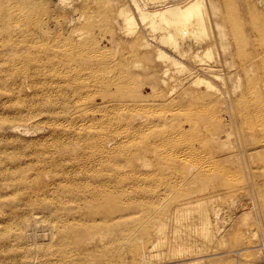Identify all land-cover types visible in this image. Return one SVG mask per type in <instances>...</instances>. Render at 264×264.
<instances>
[{
	"label": "rangeland",
	"instance_id": "1",
	"mask_svg": "<svg viewBox=\"0 0 264 264\" xmlns=\"http://www.w3.org/2000/svg\"><path fill=\"white\" fill-rule=\"evenodd\" d=\"M93 1L94 0H37L39 7L38 9H36L37 10L36 12H38L37 17L42 19L43 22L50 21L48 31L46 30L45 32H42V36H44L42 38V42L44 38H45L44 39L45 43L47 42L46 44L45 43L43 44L45 46H42L43 48L42 51L45 52V53L42 52V61L44 60L46 64L50 63L52 65L57 66L58 63L57 61L50 60L53 57L54 52L57 51L56 50L57 48L53 47L51 44L54 43L53 45L55 46V41L58 39L59 47L61 45L60 49L63 48L62 50H65V47L67 46L69 41H71L74 44L78 43V41H76V37L69 36L71 31L74 33L73 35H75L76 33L84 32L83 34L84 36H86L85 40L87 41L91 40L89 44L90 47L89 51L91 52V56H92L91 57L92 61L90 63L94 70L93 74L97 75L98 73V76L100 77L102 76L101 78H104L106 84L107 83L108 84L107 85L103 84L102 86L92 90V93H98V95L92 94L91 98H93V100L86 102L88 105L81 100H79V103L77 102L76 104H71V105L69 104L71 108L73 107L72 112L74 109V105L78 108L76 109L75 107L76 110L72 114L74 117L70 115L72 116V118L66 114H60V113L50 114L48 111H39L40 112L39 113L37 111L32 112L29 110L31 112L29 113L28 109H26L28 107H24L25 103L27 102H31V104L33 103L32 109L40 108V103L38 102L37 97H34V94H32L33 89H30L28 91L29 96L27 98H24L25 101L19 100L18 102L17 101L15 102L14 100L8 102L7 110L4 111V116L6 115L8 119V121L5 123V127L7 128V130L0 131V136H1L0 140L6 147L4 150L5 152L3 151L2 152L3 155L7 158L3 161V163H0V166H5V168H9L7 170L8 173H11V176H14L15 179H21L22 175L25 174L27 175L33 174L35 170L40 168H42V170L45 168H49L53 170L61 169L64 163L63 160L64 158L67 157L66 155H68L69 157L70 154H77L78 148L80 152L87 150L86 143L90 142L89 138L85 137V139L82 140L81 138L72 136L70 134L72 131L77 130L78 128L76 127L78 126L77 121H79L80 117L83 115L85 108L90 105L91 107H96V108L99 106L98 108L102 109L103 108L102 102L107 100H113V98L115 99V101L108 103L107 106L117 105L118 107L115 108V110H113V107H108L107 109L104 108L105 110L102 109L101 111H96L93 119L89 118V122L93 123L90 124L93 125L94 127L93 129L97 130V132H100L101 130L115 131L117 129L118 130L133 129V130H137L136 136L142 139L144 138V136H147V134L148 135L150 134L151 132L149 129L150 127L151 130H160L159 128L163 126L164 127L161 128V130L162 129L185 130V131L187 130V132L183 136V139L181 140L180 138L179 140V142L181 141L185 142L182 143L183 146L182 150L180 151V149H178L175 151L177 153L179 151V154L181 155L182 153L187 154L186 151L188 150V147L185 148L186 145H190L191 143L194 142L192 146L194 147L196 146L197 134L195 133L194 130H197V128L198 130L200 128H202V130H222L223 131L221 134L222 139H225L224 137H227L226 135L229 134L228 136L230 138L229 142L233 145L236 151L238 150L237 152L239 154V162L237 164H225L224 166L217 164L218 168L220 167V169L221 168L223 169L221 170L222 174L224 173L226 174L223 176L225 184L234 187L236 190L228 194L223 193L221 194L220 198L212 196L213 193L208 194L209 197L210 196L213 197L214 201H217L216 203L212 204V207H209L208 210L210 214L213 215V223L217 221L214 225L215 226L218 225L219 230H221L219 233L220 235L217 236L218 239L216 237L211 244L212 246L210 245L209 247L210 252L202 254V257H197L198 255H190L187 257L175 256L166 260L164 259V257L166 256V247H161L160 249L158 248L154 250H150L146 248L144 251H142V255H143L142 260L138 257L132 261L131 259L124 257V259H122L121 262L127 264H132L136 262H137L136 264H175V263L176 264H182V263L239 264L245 262L246 260L245 258L248 259L247 256H250L249 261L251 257L252 260L250 261V263H246V264L264 263V166H263L264 162L262 161L261 157L260 158L253 157L250 159L249 155L245 150L246 148H248V145L250 146V144H252V142H255V140L258 141L260 139H264L263 136L264 122L262 123V121H264V111H263L264 110V80H263L264 79V63H263L264 62V45H263L264 44V8L262 9V7H264V1L263 0H199L201 2L200 8L197 10V12L195 11L190 15L191 19L193 18L195 19L196 18L195 15L198 16V14L202 16L201 22L202 25H204V31L203 33L197 32L199 36L202 35L201 37H198V39L192 35V31L190 35V31H188L185 28L183 30L182 28L183 23L185 21L187 22V18H189V16L188 17L185 16L182 13V11L187 6H189L193 0H114V2L111 0H103V3H101V0H95L94 2ZM92 9L95 12L91 11ZM121 12L129 14L133 17L134 19L133 25L135 26V30L133 32H130L128 34L127 32H125V29L123 27V19L121 16L122 14ZM203 13L204 15H202ZM111 16H113V19ZM54 17H56L57 19ZM81 27L82 30H80ZM60 28H62V30ZM73 28L76 30L74 31ZM192 28L193 29L195 28V24L192 25ZM211 29L214 33L211 31ZM184 33L186 34V36ZM124 34L127 35L125 36ZM169 35L173 36V39L175 40V44H172V42L168 39ZM187 35H189V38ZM113 36L116 37L114 38ZM127 36L129 37L127 38ZM164 38H165V42H164ZM200 38L202 39V41ZM214 40L216 41L215 43ZM65 41L68 43H66ZM131 41H134L132 42L133 44L131 43ZM91 42L93 46L94 44H96L94 47L92 46L93 48H91L92 45ZM111 44L113 45V47ZM138 45L139 48L136 47ZM46 46L49 47L48 50H52V51H48V50L45 51ZM96 48L97 51H95ZM91 49L92 50L95 49V50L92 51ZM104 51L107 54H111V55H109L108 57V55L104 53ZM144 51L146 53H144ZM198 51L200 53H198ZM133 52H137L138 54ZM174 52L178 53L179 55L177 54L178 55L177 56ZM201 52L203 54H201ZM96 54L97 57L94 58L95 56L93 55ZM99 55H103V57H100ZM135 55L139 59H137ZM192 55L195 56L193 57ZM151 56L153 57V59L151 58ZM190 56L193 59L190 58ZM141 57L143 59H141ZM132 58L134 60H132ZM95 59L99 61H96ZM152 61L154 62V64H152ZM138 62L146 66L147 70L145 72H140L138 69L134 67L135 63ZM92 63H94V65ZM121 63L122 64L125 63V64L122 65ZM116 64L117 66H115ZM105 69L108 71H106ZM164 70L167 71L165 74H164ZM119 73L120 75H122L123 73L124 74L119 78L120 76ZM136 73H138V75H136ZM151 73L157 75L153 76L152 78ZM105 74L107 75L105 76ZM116 75H118V77ZM145 75L147 76V78H145L146 77ZM125 76L128 79H130L129 81L132 80V82L127 81V78ZM157 76H159V78H157ZM133 77L137 79L135 80ZM154 77L157 78L158 81L155 80ZM248 77L250 78V80L248 79ZM260 78L263 79L260 80ZM32 79L34 80L33 77L29 78L28 83L33 81ZM196 79L197 80L201 79L203 81L205 80V82L198 84ZM95 80L98 81V78ZM110 82L112 83L110 84ZM44 83L46 82L44 79H42V85ZM124 83H126L125 85L126 90L125 87H122L124 86ZM136 83L138 84V86ZM206 83H209V86L210 85L213 86L208 87ZM9 85H10L9 82L0 83V92L3 93L8 91L11 88ZM137 87L139 88L137 89ZM191 87L193 90L191 89ZM130 90L132 91L129 92ZM188 90H190V92ZM195 91L196 94L201 91L202 94L205 95L201 96V92H200L199 93L200 95L197 94L198 95L197 97L196 94H193ZM255 91L257 92L256 93L257 95H255ZM123 92H127L128 94ZM163 92H165V94ZM169 92H172V94H169ZM207 92L208 94L211 95H207ZM116 93L118 94L116 95ZM139 94L141 97L139 96ZM162 94L165 95L163 99L162 96L164 95ZM108 97H112V98L107 99ZM203 97L204 99H202ZM130 99L131 101H129ZM135 99L138 101H136ZM127 102H128L127 105H122V104H126ZM171 102L174 103L172 104ZM129 103L131 105H129ZM135 103L137 105L138 103H143V104H140L137 107V105H134ZM150 105L153 106V108H151ZM125 106H127L128 109ZM121 107H124L122 109V112H121ZM139 107L140 108L143 107L141 108L143 110L141 111ZM163 108H165V110H163ZM136 109L138 111L134 112V110ZM147 109L148 110L150 109L149 110L150 112L152 111L151 114L156 113V111L158 112L159 109H161L159 110L160 112L162 110L163 112L162 113L158 112L159 114L156 113L155 114L156 117H155L154 115H148L147 113L149 111ZM152 109H154V112ZM97 112H101L102 114ZM103 112L105 115H103ZM164 113L167 115V116L164 115L165 119L162 117ZM31 114H33L32 115L33 117L31 116ZM59 114H60V118H59L60 120L58 119L59 116L57 117V115ZM48 115H53V117ZM157 115H159V119H157L158 118ZM134 116L143 117L142 122L140 121L139 124H132L131 120L132 117ZM150 116L152 117L150 118ZM202 117H206L207 121L205 123L201 121ZM31 118L33 120H31ZM144 120L145 121L147 120L148 122L150 121L149 123L151 126H149L148 122L147 121L145 122ZM192 120L194 122L193 124L197 123L196 125H194L195 127L192 125V122H189ZM198 120H200V122ZM18 121L22 122V124L18 123ZM63 121H64L63 123L64 125L63 124L61 125ZM119 121L120 123L122 122V124H120ZM164 121L166 122L164 123ZM151 122H154V124L153 123L151 124ZM155 122L158 125H156ZM142 123L144 127L142 125L140 126V124ZM145 125L149 127L144 129L146 127ZM152 125L154 126L156 125V127H153ZM139 129H140V133H138ZM231 130L233 132L232 135L230 133ZM235 131L236 133L237 131H240L241 134L239 132L237 133L238 136H235L236 135ZM248 132H252L251 135L254 134L252 136L253 137L256 136V138L254 137L255 139L253 138L254 140H251V138L248 135ZM141 134H143V136H141ZM191 134L192 136L189 138L188 135ZM185 136H188L186 137L187 139L185 138ZM236 141L239 143L238 146ZM197 147L199 146H196V148ZM202 149L205 150V148L203 147ZM51 150L54 152H52ZM203 150H201L200 147L199 149L197 148L194 151L189 149V151H192V153L194 152V155L196 156L195 157L192 154L193 157L195 158L192 159V162L195 165L197 164V166L204 165L206 162H207L206 164H211L212 162H214L212 161L213 159H210L211 155L209 156V154L207 155V153L205 155V151ZM206 150L208 149L206 148ZM183 151H185V153ZM240 152L242 153L240 154ZM51 154L52 155L54 154L55 156L53 155L52 158ZM57 155L59 156V158ZM201 156L205 158L201 159ZM56 157L58 159H56ZM199 160L206 162H200ZM59 161H61L62 163ZM194 161H198V163ZM210 161L212 162L208 163ZM257 161L260 162L257 163ZM212 164H214L213 166L216 165L215 162ZM0 172L2 173V171ZM236 182H238V184ZM241 183H244L243 186ZM240 184L242 187L240 186ZM243 190L247 192L243 193L244 192ZM5 192L7 191H4V193ZM146 193L147 192H143L142 193L143 196L139 194L140 196L138 195V197L140 199L144 197L147 200L152 199L154 201L155 199H157L159 200V201L156 200L157 203L162 201L160 200L162 197L157 198V194L155 195L150 191H148L149 195L148 193L146 195ZM244 195L247 196L245 197ZM202 196L204 195L201 194L200 197ZM42 197L43 196L38 197V200H36L35 198V201L33 200L34 201L33 202V201H29L28 198L27 199L24 198V196L23 197L20 196L19 194L10 196L9 202L12 203L11 205L12 206L19 205L20 206L19 208H21V210L18 212L17 210H15V212L10 211L11 209L3 210V212H5L4 214L6 215H2V216L4 217L6 216L7 218H10L9 221L10 223L8 222L7 225L6 222L0 223V250H1L0 264H38V263L43 264V261L46 260L59 262L61 257V252L63 250L66 249L74 250V247L72 248V246L69 247H65V246L63 247L62 245L60 246V243L58 242L59 233L57 228L55 227L56 225L59 224L57 222H59L61 219H66L67 216H69V214L73 212L70 209L71 207L69 206L70 207L69 208L66 206L63 209L62 208L60 209L58 205L59 202L57 200L55 201V199H53L54 200L53 201L51 197L50 198L49 197L42 198ZM229 202L233 205V208L230 206L231 204ZM29 203H31L32 205H30V207L27 205L26 207L25 204H29ZM223 203L225 204L229 203V204L225 205ZM45 205H47V207H45ZM35 207L36 208L39 207L38 211ZM222 207L224 210H222ZM41 208H44L46 212H44V209ZM54 208L55 211L51 210ZM234 208L235 210H233ZM40 209L41 211H39ZM216 209H218L219 211ZM236 210L237 212L238 211L239 212L236 213ZM142 211L139 210V217L140 216L142 217V215H146L148 213L149 216L153 215L151 209H148L146 207L144 208V210L142 209ZM214 212L215 213L219 212V215H221V217L223 215L224 218L223 217L219 218V215L218 217H216ZM224 212H226L227 214H225ZM23 213L29 214L28 217L30 218V220H26L27 217L25 218V215H23ZM73 213H75V216H79L78 212H73ZM230 213H232V215ZM30 214L32 216H30ZM60 214L62 218L60 217ZM21 219L22 220L24 219L25 222L27 221V224L24 221L22 222ZM197 223L198 222L195 221L191 225L194 226ZM169 225L170 226L167 229V234L169 233L168 235H171L172 222H170ZM170 239L169 241H171ZM220 242L222 244H218ZM33 248H35V250H33ZM46 248L49 249L46 250ZM45 252L47 254H45ZM162 252L163 254H161ZM157 254L160 256L157 257ZM21 255L23 258L21 257ZM150 255L152 256V258ZM109 258H110L109 262L111 263L117 262L116 258L113 257L111 258L109 256L105 260L107 264H109L108 262ZM93 263L98 264L99 262L92 261L91 259L90 261L89 260L86 261V263L84 264H93ZM60 264L63 263L61 262Z\"/></svg>",
	"mask_w": 264,
	"mask_h": 264
},
{
	"label": "bare ground",
	"instance_id": "2",
	"mask_svg": "<svg viewBox=\"0 0 264 264\" xmlns=\"http://www.w3.org/2000/svg\"><path fill=\"white\" fill-rule=\"evenodd\" d=\"M111 1L114 2V0H111ZM101 3H103V0H101ZM200 5H201V2L199 0H193L192 3L182 11V13L185 16H187V17L189 16V18H187V22L185 21L183 23V26H182L183 30L185 28L188 31H190V35H191V31H192V35L195 36V38H197V39H198V37L202 36L201 34H200L201 36H199L198 33H203V31H204V25H202V22H201L202 16L197 13L198 16L195 15L196 18L191 19L190 15L192 13H194L195 11L197 12V10L200 8ZM38 8L39 7H38L37 0H0V83L9 82V84H10L9 86L11 87L6 92H3V93L0 92V99H1V101H0V131L7 130V128L5 127V123L8 121V119H7L6 115L4 116V111H6L7 107H8L7 103L10 101H14V100H15V102L16 101L18 102L19 100L25 101L24 98H27L29 96L28 91L30 89H33L32 94H34V97H37V100L40 103V108L32 109L33 103L31 104V102H27L28 101L27 100L26 101L27 103H25L24 107H28V108H26V109H28V111L29 110L32 112L33 111H37V112L48 111L50 114L60 113V114H66V115L70 116L78 108L74 105V109L72 112L73 107L71 108V106H69V104L71 105V104H76L77 102L79 103V100H81L85 104H87L86 102L93 100V98H91L92 94L98 95V93H92V90L102 86L103 84H106L105 79L101 78L102 76L101 77L98 76V73H97V75L93 74L94 70H93V67L91 66V63H90L92 61L91 60L92 56H91V52L89 51L90 50L89 44H90L91 40L90 41L85 40L86 36H84V34H83L84 32L83 33H76L75 35H73L74 33L71 31L69 36L70 37H76V41H78V43L74 44L69 40H68L69 43L65 41L66 43H68L67 46L65 45L66 46L65 50H62L63 48L60 49L61 45L59 47L58 39L57 40L55 39L56 40L55 46L53 45L54 43L51 44L53 47L57 48L56 49L57 51L54 52L53 57L50 60L51 61H57L58 62L57 66L52 65L50 63L46 64L44 60L42 61V52H43L42 46H45V45H43L45 43V40H44L45 38L43 39V42H42V38L44 37V36H42V32H45L46 30L48 31L50 21H44L43 22L42 19L37 17L38 12H36L37 11L36 9H38ZM106 8H107V6H106ZM263 8L264 7H262V9ZM116 10H118V9H116ZM91 11H94V10L92 9ZM198 12H200V11H198ZM121 13H122L121 16L123 19V27L125 29V32H127V34L130 32H133L135 30V26L133 25V23H134L133 17L129 14H126L123 12H121ZM202 15H204V13ZM113 16H111L112 19H113ZM261 16H263V15H261ZM65 17H66V15H65ZM54 18H56V17H54ZM206 20H207V18H206ZM193 24H195L194 29L192 28ZM120 26H122V25H120ZM217 27H219V26H217ZM115 28H117V27H115ZM55 29H57V28H55ZM60 29L62 30V28H60ZM75 30L76 29H74V31ZM80 30H82V27ZM110 30H112V29H110ZM211 31H212V29H211ZM79 32H81V31H79ZM114 32H116V31H114ZM208 33H209V31H208ZM63 34H64V32H63ZM186 34H187V32H186ZM186 34H185V36H186ZM114 35H116V34H114ZM121 35H123V34H121ZM103 36H104V34H103ZM187 36L189 38V35H187ZM113 37L115 38L116 36H113ZM128 37L129 36H127V38ZM213 37H214V35H213ZM53 38H54V35H53ZM168 39L172 42V44H175V40L173 39L172 35H169ZM93 40H95V39H93ZM114 41H116V40H114ZM201 41H202V39H201ZM92 42H91V44H92ZM132 42H134V41H131V43ZM164 42H165V38H164ZM215 42L216 41L214 40V43ZM118 44H119V42H118ZM200 44H201V42H200ZM95 45L96 44H94V46ZM135 45H136V43H135ZM140 45H141V43H140ZM92 46H93V44L91 45V48L94 47V46L93 47ZM102 47H104V46H102ZM112 47H113V45H112ZM136 47L139 48V45ZM48 49H49V47L46 46L45 51H47ZM94 50H92V51H94ZM48 51H52V50H48ZM95 51H97V48ZM134 51H136V50H134ZM199 51H198V53H200ZM43 53H45V52H43ZM104 53H106V52L104 51ZM133 53H137V52H133ZM144 53H146V52L144 51ZM50 54H51V52H50ZM175 54L177 55L178 53H175ZM201 54H203V53L201 52ZM103 55H99V56L103 57ZM107 55L109 57V55H111V54H107ZM146 55H148V54H146ZM93 56H95L94 58H96L97 54L93 55ZM132 56H134V55H132ZM135 57H136V55H135ZM133 58H132V60H134ZM151 58L153 59L152 56H151ZM190 58H192V57L190 56ZM137 59H139V58H137ZM141 59H143V58L141 57ZM96 61H99V60H96ZM105 62H107V61H105ZM114 62H115V60H114ZM146 62H148V61H146ZM99 63H101V62H99ZM33 64H35V65H33ZM92 64L94 65V63H92ZM124 64H122V65H124ZM152 64H154L153 61H152ZM115 66H117V64ZM176 66H178V65H176ZM134 67L136 69H138L140 72H145L147 70L146 66L142 65L139 62L135 63ZM106 71H108V70H106ZM166 72L167 71L164 70V74ZM127 73H128V71H127ZM149 74H150V72H149ZM106 75L107 74H105V76ZM119 75H120V73H119ZM122 75H120L119 78ZM136 75H138V73H136ZM151 75L153 78V76H156L157 74L154 75L151 73ZM116 76L118 77V75H116ZM32 77L34 78V80L32 79L33 81L28 83L29 78H32ZM111 77H112V75H111ZM130 77H132V76H130ZM97 78H98V81L95 80ZM143 78H144V76H143ZM145 78H147V76ZM157 78H159V76H157ZM157 78L154 77V79L158 81ZM42 79H44L46 82L43 85H42ZM248 79L250 80L249 77H248ZM262 79L260 78V80H262ZM110 80H112V79H110ZM129 80L130 79L127 78V81H129ZM129 82H132V80ZM204 82H205V80L204 81L201 79L197 80L198 84L204 83ZM111 83L112 82H110V84ZM126 83H124V86H122V87H125V90H126V86H125ZM152 83H153V81H152ZM253 83H255V82H253ZM114 84H115V82H114ZM206 84L208 85V87L211 86V85L209 86V83H206ZM250 84H251V82H250ZM137 86H138V84H137ZM158 87H159V85H158ZM138 88L139 87H137V89ZM256 88H258V87H256ZM118 89H119V87H118ZM159 89H161V88H159ZM187 89H188V87H187ZM191 89H192V87H191ZM103 91H105V90H103ZM131 91L132 90H130L129 92H131ZM188 91L190 92V90H188ZM94 92H97V91H94ZM98 92H100V91H98ZM208 92H207V95H211V94H208ZM123 93L128 94L127 92H123ZM137 93H139V92H137ZM163 93L165 94V92H163ZM199 93H197V94H199ZM256 93L257 92L255 91V95H257ZM117 94L118 93H116V95ZM140 94H139V96H140ZM164 94H162V95H164ZM169 94H172V92H169ZM193 94H196V91ZM135 95H136V93H135ZM202 95L203 94L201 92V96ZM133 96H134V94H133ZM163 97H165V95L162 96V99H163ZM197 97H198V95H197ZM252 97H251V100H252ZM110 98H112V97H108L107 99H110ZM242 98H244V97H242ZM245 98H247V97H245ZM166 99H168V98H166ZM202 99H204V97ZM101 100H102V98H101ZM113 101H115L114 98H113V100H107V101L102 102V105H103L102 109L105 110L104 108L107 109L108 107H113V110H115V108L118 107L117 105L107 106L108 103L113 102ZM129 101H131V99ZM136 101H138V100H136ZM148 101H149V99H148ZM128 102L126 104H122V105H127ZM11 103H13V102H11ZM136 103L134 105H137ZM171 103L173 104L174 102H171ZM140 104H143V103H138V105H140ZM129 105H131V104L129 103ZM138 105H137V107H138ZM17 107H19V106H17ZM75 107H76V109H75ZM98 107L97 108L91 107L90 105L86 108L84 107L85 111H84L83 115L80 117L79 121H77L78 122V126H76V127H78L77 130L72 131L70 133L72 136H76L78 138H81L82 140L85 139V137L89 138L90 142L86 143L87 150L80 152L79 148H78L77 154H70L69 157H68V155L65 154L67 157L64 158L63 167L61 169L53 170V169L45 168L42 170V168H40V169L35 170V172L33 174H30V175L25 174V175H22L21 179H15L14 176H11V173H8L7 170L9 168H5V166H0V171H2V173L0 172V220H1L0 223L6 222V225H7L8 222L10 221V218H7L6 216L5 217L2 216V215H6V214H4L5 212H3V210H6V209L10 210L11 209L10 211H14V212H15V210H17V212L21 210V208H19L20 207L19 205H15V206L13 205L12 206L11 205L12 203L9 202L10 196L18 195V194L22 197L24 196V198H26V199L28 198L29 201H33V200L35 201V198H36V200H38V197H40V196H43L45 198L51 197L52 200L55 199V201L57 200L59 202L58 205H59L60 209L61 208L63 209L66 206L67 207L70 206L71 208L70 207L69 208L71 209V211L78 212L79 216H75V213L72 212L71 214H69V216H67L66 219H61L62 217L60 214L61 218H59V219H61V220L59 222L54 221V222L59 223L55 227L57 228L58 233H59L58 242L60 243V246L61 245L63 247L64 246L65 247L72 246V248L74 247V250H70V249L63 250L61 252V257H60L59 262H54L52 260H50V261L46 260V261H43V264H60L61 262L63 264H84V263H86V261H88V260L90 261L91 259H92V261H98L100 264H107L105 260L109 256L111 258L113 257V258L117 259V262L111 263V262H109L110 261V258H109V260H108L109 264H127V263L121 262V260L124 259V257L131 259L132 261L138 257L142 260V257H143L142 251H144L146 248H148L150 250H154V249H158V248L160 249L161 247H166V256L164 254V256H165L164 259H166V260L169 258L175 257V256L176 257L177 256H180V257L186 256L187 257L190 255H198L197 257H202V254L207 253V252L209 253L210 252V249H209L210 245L212 244L214 239L220 235L219 233L221 231V230H219L218 225L217 226L214 225L217 221L213 223V215H211L209 210H208L209 207H212V204L217 202V201L213 200L212 196L220 198L221 194H223V193L228 194V193L234 192L236 190L234 187L229 186L228 184H225L223 176L226 174L225 173L222 174L221 170H223V169L222 168L220 169V167L218 168V165L224 166L225 164H237L239 162V154L237 152L238 150L236 151L234 149L233 145L229 142V139H230L228 137L229 134L226 135L227 137H224L225 139H222V137H221V134L223 132L222 130H202V128H200L201 130L200 129L198 130V128H197V130H194L195 133L197 134L196 146H199L201 150H203L202 147L205 148V150H203V151H205V155H206V153H207V155L209 154V156L211 155L210 159H213L212 161L215 162V164H216L215 166H217V167L213 166L214 164H212V163H214V162H212V161L208 162V163L212 162L211 164H206L207 163L206 159H205L206 161H200L199 160L200 162H206L205 163L206 165L204 163H202L204 165L197 166V164L195 165L192 162V159L194 158L193 157L194 152L192 153V151H189V149L193 150V151L196 150L197 148L199 149V147L196 148V146L195 147L192 146L194 144V142L191 143L190 145L185 146V148L188 147V150L186 151L187 154L185 153V151H183L185 154H183V153L182 154L186 155V156H183L182 154L180 155L179 151H178V153L175 152L178 149H180V151L182 150V147H183L182 143L184 141L179 142V140H180V138H181V140L183 139V136L187 132V130L186 131L185 130H163V129L161 130V128H163L164 126L159 128L160 130H151V127H150L149 128L151 131L150 134L149 135L147 134V136H144V138H142V139L138 138L136 136L137 130H133V129L132 130H130V129L129 130H123L121 128L122 130H118V129L115 131H110V130L102 131L101 130L100 132H97V130L93 129L94 128L92 125L93 123L89 122V118L93 119L96 111L102 110V109H99ZM125 107L127 108V106H125ZM123 108L124 107H121V112H122ZM141 108H143V107H141ZM151 108H153V106H151ZM26 109H24V110H26ZM161 109H159V110H161ZM129 110H130V108H129ZM142 110L143 109H141V111ZM152 110L154 112V109H152ZM159 110H158V112L162 113L163 110H165V108H163V110L161 112ZM254 110H257V109H254ZM30 111H29V113H31ZM135 111H138V110L136 109V110H134V112ZM148 111H146V112H148ZM230 111H231V109H230ZM130 112H132V111H130ZM149 112L147 113L148 115H154V116L156 113H158L157 111L154 114H151L152 111L150 113ZM25 113H27V112H25ZM97 113H101V112H97ZM165 113L163 115L162 114H160V115H162V117L164 118V115H166ZM60 114L57 115V117L59 116L58 119L60 118ZM147 114H144V115H147ZM32 115L33 114H31V116ZM103 115H105L104 112H103ZM140 115H141V113H140ZM48 116L53 117V115H48ZM72 116H70V117L72 118ZM157 116H158L157 119H159V115H157ZM151 117L152 116H150V118ZM39 118H41V117H39ZM142 118L143 117H141V116H134V117H132L131 122H132V124H139L140 121L142 122ZM31 120H33V119L31 118ZM10 121H11V119H10ZM98 121H95V122H98ZM128 121H130V120H128ZM150 121H151V119H150ZM198 121L200 122V120H198ZM201 121L203 123H205L207 121L206 117H202ZM43 122H45V121H43ZM149 122H148V125L151 126ZM156 122H155V124H156ZM165 122L166 121H164V123ZM189 122H192L193 126L197 124V123L193 124L195 122V119H194V122H193V120L189 121ZM263 122L264 121H262V123ZM18 123L22 124V122H19V121H18ZM63 123H64V121L61 123V125ZM90 123H92V124H90ZM119 123H120V121H119ZM152 123L154 124V122H151V124ZM120 124H122V122ZM34 125H36V124H34ZM141 125L144 127L143 123L140 124V126ZM156 125H158V124H156ZM156 125L155 126L152 125V126L156 127ZM163 125H166V124H163ZM199 125H200V123H199ZM263 125H264V123H263ZM68 126H70V125H68ZM145 126L146 127L144 129L149 127L147 125H145ZM72 128H74V127H72ZM157 128H155V129H157ZM60 129H61V127H60ZM91 131H93V132H91ZM138 131H139L138 133H140V129ZM191 131H193V130H191ZM240 131H237V133H239ZM146 133H144V134H146ZM230 133L232 135V133H233L232 130L230 131ZM237 133L235 131V134H236L235 136H238ZM251 133L252 132H248V135L251 138V140H254L256 138V136H254L255 137L254 138L252 136L254 134L251 135ZM262 133H263V131H262ZM187 134H190V133H187ZM192 134L188 135L189 138L192 136ZM240 134H241V132H240ZM88 136H91V137H88ZM141 136H143V134H141ZM188 136H185V138ZM0 138H1V136H0ZM189 138H188V140H189ZM82 143H85V142H82ZM236 143L238 146L239 143L237 141H236ZM5 148H6L5 145L0 140V163H3V161L7 158L3 155V152H5L4 151ZM206 148L208 150H206ZM33 149H34V147H33ZM245 150H246L247 154L249 155L250 159L253 157H257V158L261 157L262 161L264 162V139H260L258 141L255 140V142H252V144H250V146L248 145V148H246ZM240 151H242V150H240ZM52 152H54V151H52ZM241 153L242 152H240V154ZM53 155H52V158H53ZM60 155H62V154H60ZM242 156H243V154H242ZM242 156H240V157H242ZM58 158H59V156H58ZM58 158L56 157V159H58ZM203 158H205V157L201 156V159H203ZM59 162H61V161H59ZM194 162L198 163V161H194ZM259 162L260 161H257V163H259ZM261 165H262V162H261ZM236 183L238 184V182H236ZM241 184L243 186L244 183H241ZM241 184H240V186H241ZM250 185H251V183H250ZM244 187H246V186H244ZM4 191H7V192L4 193ZM148 191H150L151 193H154L155 195L157 194V198L162 197L160 199L162 201L157 203V201H159L157 199H155V201H154L152 199L147 200L144 197H142L141 199L138 197L139 194L142 195L143 192L148 193ZM245 192H247V191H244L243 193H245ZM147 193H146V195H147ZM209 193H213V195L209 197L208 196ZM201 194H203L204 196L200 197ZM148 195H149V193H148ZM247 195H249V194H247ZM247 195H244V196L246 197ZM42 198H40V199H42ZM45 202H47V201H45ZM223 204H225V203H223ZM228 204H225V205H228ZM25 205H26V207H27V205L30 207V205H32V204L29 203V204H25ZM230 206L233 208L232 204ZM45 207H47V205H45ZM145 207L148 209H151V211L153 212V215L149 216L148 215L149 213H148L146 215H142V217L140 216L141 217L140 218L139 217V210L142 211V209L144 210ZM22 208H23V206H22ZM38 208H36L37 211H38ZM41 209H44V208H41ZM41 209L39 211H41ZM51 210L55 211V208L51 209ZM216 210H218V209H216ZM222 210H224L223 207H222ZM233 210H235V208ZM44 212H46L45 209H44ZM66 212H68V211H66ZM226 212H224V213L227 214ZM238 212L236 210V213H238ZM10 213H13V212H10ZM216 213L214 212L215 216L218 217L219 212H216ZM220 214H222V213H220ZM230 214L232 215V213H230ZM23 215H25V218L27 217L26 220H30V218L28 217L29 214L23 213ZM233 215H234V213H233ZM30 216H32V215L30 214ZM33 216H35V215H33ZM220 217H221V215H219V218ZM222 217H223V215H222ZM36 218H37V216H36ZM31 220H33V219H31ZM23 221L25 222L24 219L22 220V222ZM195 221H197L198 223L196 225L192 226L191 224L194 223ZM44 222H45V220H44ZM170 222H172V231H171V235H168L169 233L167 234V229L170 226L169 225ZM25 223L27 224V221ZM25 223H24V225H25ZM12 230H14V229H12ZM170 237H171V239H170ZM51 238H52V236H51ZM169 239L171 241H169ZM217 239H218V237H217ZM22 241H23V239H22ZM191 241H192V243H191ZM218 244H222V243L220 242ZM60 246H58V247H60ZM47 249H49V248H46V250ZM33 250H35V248H33ZM211 250H212V248H211ZM13 251H15V250H13ZM0 252H1V250H0ZM45 254H47V253L45 252ZM161 254H163V252ZM253 255H254V253H253ZM256 255H255V257H256ZM159 256L160 255L157 254V257H159ZM21 257H22V255H21ZM247 257H248V259L245 258L246 259L245 262L239 263V264L250 263V261L252 260V257L250 258V261H249L250 256H247ZM151 258H152V256H151ZM161 259H162V256H161ZM161 259H160V261H161ZM163 261H165V260H163ZM136 263H132V264H136ZM182 264H195V263H182Z\"/></svg>",
	"mask_w": 264,
	"mask_h": 264
},
{
	"label": "built area",
	"instance_id": "3",
	"mask_svg": "<svg viewBox=\"0 0 264 264\" xmlns=\"http://www.w3.org/2000/svg\"><path fill=\"white\" fill-rule=\"evenodd\" d=\"M258 264H264V263H258Z\"/></svg>",
	"mask_w": 264,
	"mask_h": 264
}]
</instances>
